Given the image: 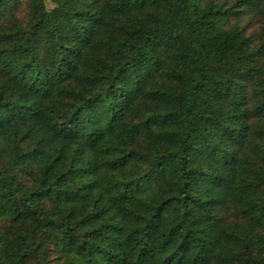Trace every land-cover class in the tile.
Returning <instances> with one entry per match:
<instances>
[{
  "label": "trees",
  "instance_id": "16d2710c",
  "mask_svg": "<svg viewBox=\"0 0 264 264\" xmlns=\"http://www.w3.org/2000/svg\"><path fill=\"white\" fill-rule=\"evenodd\" d=\"M0 264H264V0H0Z\"/></svg>",
  "mask_w": 264,
  "mask_h": 264
}]
</instances>
